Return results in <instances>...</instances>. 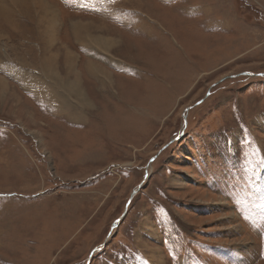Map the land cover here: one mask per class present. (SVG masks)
Instances as JSON below:
<instances>
[{
    "label": "rangeland",
    "instance_id": "1",
    "mask_svg": "<svg viewBox=\"0 0 264 264\" xmlns=\"http://www.w3.org/2000/svg\"><path fill=\"white\" fill-rule=\"evenodd\" d=\"M74 1L0 0V264H264V0Z\"/></svg>",
    "mask_w": 264,
    "mask_h": 264
},
{
    "label": "crops",
    "instance_id": "2",
    "mask_svg": "<svg viewBox=\"0 0 264 264\" xmlns=\"http://www.w3.org/2000/svg\"><path fill=\"white\" fill-rule=\"evenodd\" d=\"M74 1V0H73ZM118 2H122L123 4L120 5L119 3V10H126L127 13H128V16H124L123 14H121L122 16H120V18H117V19H114V20H111L110 22H116L117 24L121 25V27H124V25H127V27L129 26H132V23H126L128 19L131 20L132 18V15L133 16H136L137 14H140V16H136V20L138 23L141 24V22H143L144 24H146L148 26V29L146 31H143L142 32L145 34V33H148L150 32V27H151V24L152 23H155V19L154 17H151L150 14L146 11V8H148V11H149V6L148 5H145V2L146 0H126V2H124L125 0H117ZM130 1H134L133 3H131ZM75 2V1H74ZM76 3V2H75ZM68 4V3H67ZM77 4V3H76ZM69 5V4H68ZM78 5H84L86 7H90L92 6L93 4H89V5H85L83 4V2L80 0V3ZM95 6V5H93ZM147 6V7H146ZM108 10V7H105V9L101 10L102 12L104 13H109V10ZM142 13V14H141ZM140 29V27L138 26H135V29ZM141 30V29H140ZM100 39L98 38H92L93 39V42L94 44H98L96 40H99V41H102V37H99ZM96 39V40H95ZM3 57V56H2ZM1 58V57H0ZM5 58V57H4ZM42 58L40 57L39 61L41 60ZM52 59V57H51ZM48 59H45V61H47ZM2 70V69H0ZM41 71V70H40ZM30 72L32 73V71L30 70ZM41 75V74H40ZM27 77V75H25ZM29 76V75H28ZM46 80V79H45ZM53 80H55V78H53ZM55 82H59L57 81V79L55 80ZM59 85V84H58ZM33 87L31 88H34L35 86L34 85H31ZM37 89V90H36ZM39 89V90H38ZM36 90V93L38 94H46V95H51L50 97L53 99L54 97V94H50V93H46L44 91H40L41 89L39 87L35 88Z\"/></svg>",
    "mask_w": 264,
    "mask_h": 264
},
{
    "label": "bare ground",
    "instance_id": "3",
    "mask_svg": "<svg viewBox=\"0 0 264 264\" xmlns=\"http://www.w3.org/2000/svg\"><path fill=\"white\" fill-rule=\"evenodd\" d=\"M40 1V0H39ZM41 3V2H40ZM42 5H43V1H42ZM26 7V6H25ZM45 7V6H44ZM41 8H43V7H41ZM49 8V7H48ZM51 9V8H50ZM52 9H54V8H52ZM43 11V10H42ZM46 11V10H45ZM23 13H24V11H22ZM47 12V11H46ZM36 13V12H35ZM53 15H56V14H53ZM31 20V19H30ZM50 20V19H49ZM46 21V20H45ZM54 24H55V22L54 21H52ZM77 26H79V25H77ZM54 27V26H53ZM79 31H81V30H83V31H85V33H86V30L87 29H85L84 28V26H80L79 27ZM54 31H55V29H54ZM53 31V33L52 34H54L55 32ZM88 31V30H87ZM82 33V32H81ZM87 34V33H86ZM86 36V35H85ZM87 38V37H86ZM91 39H92V37H90ZM103 38H105V37H102V39ZM107 39V38H106ZM87 40V39H86ZM92 70H94V71H101V69H97V67L96 66H94V65H92L91 67H90ZM45 69V68H44ZM46 70V69H45ZM54 71V70H53ZM45 72H47V71H45ZM103 72L101 71V74H102ZM51 78L53 79V78H55V80L57 79V81H59V82H57L59 85H60V78H59V76L57 75V73L55 74L54 72L53 73H51ZM1 81V80H0ZM45 88V87H44ZM48 96H51V95H48ZM52 97H54V96H52ZM73 118V117H72ZM74 119H76L75 117H74ZM153 255L156 257V255H155V253L153 252Z\"/></svg>",
    "mask_w": 264,
    "mask_h": 264
}]
</instances>
